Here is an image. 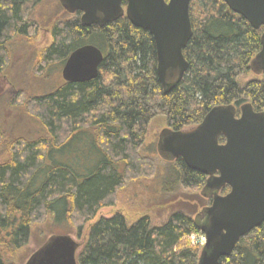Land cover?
<instances>
[{"label": "trees", "instance_id": "obj_1", "mask_svg": "<svg viewBox=\"0 0 264 264\" xmlns=\"http://www.w3.org/2000/svg\"><path fill=\"white\" fill-rule=\"evenodd\" d=\"M42 1L0 0V73L9 60L8 41L37 30L30 15ZM189 12L193 35L183 50L189 68L168 93L158 78L153 36L125 15L104 26H84L77 12L54 24L42 68L64 64L84 44L100 48L104 60L97 78L65 81L30 100L41 136L10 141L0 136V264H15L10 254L28 243L34 223L52 215L81 236L101 208L115 204L128 180L152 175L154 161L140 152L153 118L163 116L170 129L187 130L218 105H235L237 116L245 103L264 111V72L240 81L252 71L264 27L254 28L224 0H191ZM171 162L169 185L205 186L207 175L182 158ZM200 233L196 218L180 210L159 225L148 215L130 223L116 213L91 225L78 263L198 264L203 247L192 237ZM219 264H264V223Z\"/></svg>", "mask_w": 264, "mask_h": 264}, {"label": "water", "instance_id": "obj_2", "mask_svg": "<svg viewBox=\"0 0 264 264\" xmlns=\"http://www.w3.org/2000/svg\"><path fill=\"white\" fill-rule=\"evenodd\" d=\"M254 28L264 27V0H224ZM71 14L81 12L84 26H104L126 16L154 38L157 74L164 92L172 91L189 68L183 50L193 35L191 0H60ZM261 49L251 70L264 72V31ZM104 60L100 48L84 44L76 48L62 68L66 82L97 78ZM225 142H220V137ZM158 149L168 160L182 158L186 165L207 175L204 190L212 198L196 218L205 243L198 264H219L232 254L238 241L264 223V111L251 103L213 107L192 129L164 128ZM229 186L226 194L221 190ZM206 194V193H204ZM80 243L69 234L52 235L26 264H79Z\"/></svg>", "mask_w": 264, "mask_h": 264}, {"label": "rangeland", "instance_id": "obj_3", "mask_svg": "<svg viewBox=\"0 0 264 264\" xmlns=\"http://www.w3.org/2000/svg\"><path fill=\"white\" fill-rule=\"evenodd\" d=\"M73 15L63 8L60 0H43L30 15L38 25L37 30L28 36H15L8 41L9 60L0 73V136L3 141L19 137L35 139L44 132L40 122L30 112L29 102L33 97L51 92L65 82L62 76L64 64L52 63L42 68L41 58L42 52L53 42L54 24ZM259 77L260 74L251 71L240 81ZM167 127L165 117L153 118L141 148L140 153L154 161V173L128 180L117 191L115 204L101 208L86 223L81 236L72 225L67 222L57 224L49 215L45 221L32 225L28 243L10 254L11 260L15 264H26L31 255L56 234H69L77 242L84 243L92 224L101 217H111L116 213L123 214L130 223L148 215L152 223L158 225L178 210L194 219L199 217L204 208L211 205L212 198L204 187L186 188L175 181L172 185L168 184L170 179L173 180L169 173L172 162L165 159L158 149L160 133ZM192 240L201 247L205 243L202 233L193 236Z\"/></svg>", "mask_w": 264, "mask_h": 264}, {"label": "built area", "instance_id": "obj_4", "mask_svg": "<svg viewBox=\"0 0 264 264\" xmlns=\"http://www.w3.org/2000/svg\"><path fill=\"white\" fill-rule=\"evenodd\" d=\"M202 233V232H201ZM203 234V233H202ZM204 235V234H203ZM204 237H205V235H204ZM193 238V237H192Z\"/></svg>", "mask_w": 264, "mask_h": 264}]
</instances>
